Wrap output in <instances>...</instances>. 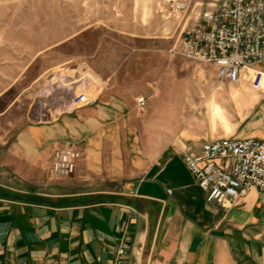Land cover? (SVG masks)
Segmentation results:
<instances>
[{
  "label": "crops",
  "instance_id": "1",
  "mask_svg": "<svg viewBox=\"0 0 264 264\" xmlns=\"http://www.w3.org/2000/svg\"><path fill=\"white\" fill-rule=\"evenodd\" d=\"M205 65L215 81L189 95L205 96L213 114L193 118L179 136L178 117L172 120L177 139L166 149L136 146L135 95L108 87L93 104L23 130L4 164L26 184L51 180L54 151L70 145L82 154L78 186L95 189L51 195L0 178V264H264V193L209 203L182 159L207 141L264 140V85L253 87L264 61L238 83L220 81ZM184 95L172 100L173 113ZM123 241L128 252L119 258Z\"/></svg>",
  "mask_w": 264,
  "mask_h": 264
},
{
  "label": "rangeland",
  "instance_id": "2",
  "mask_svg": "<svg viewBox=\"0 0 264 264\" xmlns=\"http://www.w3.org/2000/svg\"><path fill=\"white\" fill-rule=\"evenodd\" d=\"M155 4L0 0V178L6 186L51 195L95 189L78 186L77 175L29 185L4 163L23 130L70 113L86 101L75 105L78 98H96L103 87L133 94L136 103L146 98L144 111L135 104L134 130L136 146L149 152L171 147L172 131L178 128L179 136L193 118L213 114L205 96L189 95L215 81L208 66L171 54L178 35ZM181 93L187 95L173 113L172 100ZM177 117L176 128L171 121Z\"/></svg>",
  "mask_w": 264,
  "mask_h": 264
},
{
  "label": "built area",
  "instance_id": "3",
  "mask_svg": "<svg viewBox=\"0 0 264 264\" xmlns=\"http://www.w3.org/2000/svg\"><path fill=\"white\" fill-rule=\"evenodd\" d=\"M155 5L162 21L173 25L178 35L171 52L214 65L220 81L238 83L245 69L264 61V0H156ZM263 85L264 70L257 69L253 87ZM85 99L86 104H93L96 98ZM137 104L144 111L146 99L139 98ZM81 159V152L73 146L57 148L48 177L74 176ZM182 159L209 203L223 205L253 189L264 193V140L207 141L199 153L184 150ZM128 245L121 243L119 258L127 254Z\"/></svg>",
  "mask_w": 264,
  "mask_h": 264
}]
</instances>
